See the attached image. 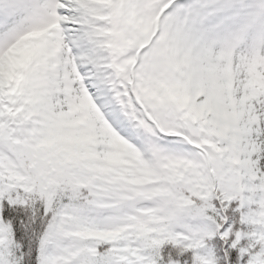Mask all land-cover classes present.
Returning <instances> with one entry per match:
<instances>
[{"label":"snow or ice","instance_id":"6c2138e0","mask_svg":"<svg viewBox=\"0 0 264 264\" xmlns=\"http://www.w3.org/2000/svg\"><path fill=\"white\" fill-rule=\"evenodd\" d=\"M0 264H264V0H0Z\"/></svg>","mask_w":264,"mask_h":264}]
</instances>
